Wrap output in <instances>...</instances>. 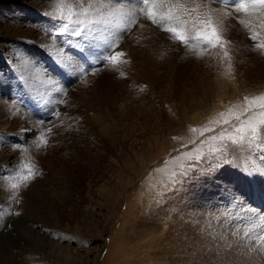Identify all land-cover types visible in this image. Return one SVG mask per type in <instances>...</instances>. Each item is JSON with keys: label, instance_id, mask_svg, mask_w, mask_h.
<instances>
[{"label": "rangeland", "instance_id": "rangeland-1", "mask_svg": "<svg viewBox=\"0 0 264 264\" xmlns=\"http://www.w3.org/2000/svg\"><path fill=\"white\" fill-rule=\"evenodd\" d=\"M97 1L102 3L101 0ZM102 1L110 4H101L98 9L105 15L114 13L109 16V33L120 35L116 37V47L120 49L129 41L123 55L125 62L128 59L130 61L127 63L132 62L128 52L132 48L130 43L137 44L141 41L140 43L144 42L151 49L154 43L160 44L163 53L160 60H163L164 65L158 60L159 55H153L149 60L146 55L141 54L143 59L145 57L144 62L147 65L143 72L146 78L137 72L140 77H137L136 73L126 75L125 72H116V67L111 71L110 67L118 64L119 59L115 63L109 61V52L107 57L96 61L97 66L84 74L82 71L88 67L84 60L91 58L85 48L87 40L91 41L88 39L89 34L96 35L94 28L92 29L95 24L92 21L97 19V14L93 12L96 8L88 7L89 14L82 15V11H76L74 2L71 1L69 3L73 6L70 7L74 8L71 10L74 15L71 16L74 17L69 16V10L65 15L62 13L64 11L59 9L58 14L54 11L50 15L56 16L60 24L48 25L50 28L53 26L51 30L60 38L57 44L59 50L62 49L67 55L65 60L69 61L63 59L66 65H70L73 60L76 68L79 63L84 66L77 71L78 76L75 79L71 72L66 70V66L63 68L66 75L61 73V66L55 63L59 59H53L50 65H46V61L38 58L42 63L37 59L34 63L44 65L53 74L49 77L55 79V82L59 80L63 83L52 82L50 89L46 83L39 84V79L25 80L21 75H26L25 70L20 67L22 71H19L20 62L5 61L4 52L0 50L1 103L9 105L11 111L17 106L21 107V110L34 112V124L40 125V130L26 131L30 133L28 138H19L20 135L24 136L25 130L18 134H5L3 130L0 133L4 136V140H0L1 146H8L7 150H18L14 163L19 167L16 165L15 168L24 167L25 174L35 175L30 182L27 180L28 185L25 184L20 189L10 186L16 184L13 181L7 182V185L4 182L2 185L5 196L10 192L16 195L10 208L13 215L8 217L9 220L0 221V245L11 248L10 251L6 250L7 259L12 256L11 264H264V173L257 171L261 177L258 173L244 177L229 166L224 155L228 144L217 145L223 137L217 132H211L219 127L218 125H233L235 118L243 116L242 108L238 110L237 106H233L231 114L227 115V123L225 121L211 126L206 124L207 121L213 122L217 118L223 119L224 113L221 110L212 119L217 107L210 110L212 115L208 116L209 109L212 108L208 106L212 105L213 99L219 97L216 95L217 91L223 94L227 91L225 88L232 87L230 81L237 83L233 85L237 87L239 79L245 80V89H257L263 85L264 53L255 47L259 40L250 39L252 33L239 23L241 19H250L254 22L253 27H256L259 13L236 12L240 0H233L231 7L224 3H213L212 0H203L204 4L219 10L214 13V19H217L224 38L230 41L225 46L229 57H224V49L197 45L195 42L186 45L175 40L171 33L164 31L165 24H154L144 13L139 12V9L144 7L142 0ZM75 6L78 7L79 4ZM28 8L33 10L32 7ZM117 11L123 13L127 20L123 22L122 17H117ZM225 11L233 15L222 18ZM62 16L63 19L60 18ZM66 16L67 19L70 18L65 20ZM70 20L80 21L72 27L74 30L80 29L82 34H87L80 35V38L73 35L74 30H69L71 24L67 25L68 29L65 27L67 23H72ZM147 20L155 27H150L151 32L153 29L155 32L149 37L145 36L148 31L145 30L143 34L142 30H139L140 25L148 27L144 23ZM112 25L117 27L113 29L115 32L111 30ZM256 30L260 32L259 39L264 40V29L256 27ZM132 38L133 41L130 42ZM85 41L86 43H83ZM201 52L202 54L198 55ZM90 63L89 60L88 65ZM98 66L97 74L101 69L111 71L112 78L97 87L100 90L96 88L100 94L96 92V96L99 97L87 96V101H93L96 106L97 110L93 111L84 105L85 97L81 91L88 92L86 86L91 84L88 76L93 74ZM113 80L117 82L116 86L121 88L125 84L123 90L126 94L131 93L133 97H139L143 108L136 101L131 102L133 99L121 95L117 87L113 88ZM96 85H99L98 80ZM103 96L107 98L106 101L99 100ZM19 97L20 101L17 100ZM10 101L13 103L10 104ZM125 102L133 109L136 106V110L131 112L132 114L136 111L135 115H129L132 116L131 122L135 121L137 124L135 128L130 126L129 130V127L125 126L129 121L124 122L120 115L125 114L122 110ZM77 105L80 106L78 111ZM168 105L170 109L167 110ZM117 111L120 114H117ZM106 114L108 119L102 116L105 120L100 121V116ZM191 115L200 121L189 128L185 126V121ZM170 118L180 121L179 125L185 127L182 126L180 130L173 132V128L168 124ZM261 119L264 120V116ZM241 120L244 121V118ZM225 128L221 127L219 131ZM182 140L185 145H190L189 149L197 147V150L203 151L198 154L203 160L195 159L197 155L192 154L193 159L189 160L187 154L180 150ZM17 141H20V148L16 145ZM162 141H165L166 150H161ZM56 145L61 149L58 153L54 152ZM157 153H160L158 157L155 156ZM178 157L181 158L180 163ZM125 160L129 164H126ZM259 160L263 161L262 158ZM181 165L184 166L183 170ZM189 165L194 167L189 168ZM204 166L208 168V172L204 170ZM23 177L19 178L23 180ZM24 182L23 180L22 183ZM36 183L37 188L41 190L37 195H33L29 190ZM78 192L82 202H77L76 206L63 207V199H69L68 195L74 199ZM56 207H59L65 216L60 227H56L51 221L57 217ZM28 247L31 250L28 251ZM10 263L6 260L0 261V264Z\"/></svg>", "mask_w": 264, "mask_h": 264}, {"label": "bare ground", "instance_id": "bare-ground-1", "mask_svg": "<svg viewBox=\"0 0 264 264\" xmlns=\"http://www.w3.org/2000/svg\"><path fill=\"white\" fill-rule=\"evenodd\" d=\"M56 0H0V50H2L4 53L3 55L5 56V61L7 62H13V61H19L20 62V66H19V71L21 72L22 70H20V67L21 69H24L25 70V74L26 75H23V78L26 80H32L33 78H35L36 80H38L37 82H40L39 84H41V82L43 83H46V85H48V87L51 89V86H52V82L54 83H63L62 81L60 82L59 80H56L55 82V79H52L51 77L49 76H52L53 74L46 69V67L40 63L38 58L43 60V61H46L47 64L46 65H50L51 61L53 59H56L58 60V62H55L57 63L59 66H61V73H63V75L65 76L66 74L64 73V67L66 66V70H68L69 72H71L70 74L73 76V79H75L78 75H77V71L80 70V69H83L84 66H81V63H79V65L77 66V68L75 67V63L73 64V60L70 61V65H66L67 63L64 62L65 60V57L67 58V55L63 53V50L61 49V51L59 50L58 48V45L57 44V41L59 38V36L55 35L53 33V31L51 30L52 27L50 28L49 27V23H53L54 26L55 25H59L60 23H58V18L56 16H51L50 13L54 12V11H57L59 9H61L60 11H64L62 12L63 14H67V11L72 7L70 6H73L77 9L76 11H79L81 13L83 7L84 8H88L89 9H94L96 8V11L93 10L94 13L97 14V9L100 8V5L101 4H104L107 5V4H110L109 2L106 3L104 1L101 0V4L96 0H87V1H84V0H58V1H62L64 2L65 4H60L58 1ZM74 2V4H70L69 2ZM109 1V0H107ZM127 1V0H125ZM61 2V3H62ZM80 2V3H79ZM82 2V3H81ZM98 3V4H97ZM75 4H79L78 7L75 6ZM97 4V5H96ZM112 4V3H111ZM28 7H32L33 10H30ZM102 7V6H101ZM131 7V6H130ZM141 7V6H140ZM164 7H167V5H165ZM113 10V9H112ZM101 11V9H100ZM77 12V13H79ZM91 12V11H90ZM91 12V13H93ZM113 12V11H112ZM58 14V11L56 12ZM60 12V14H62ZM69 13V12H68ZM116 13V12H115ZM74 15V14H73ZM87 15V14H86ZM91 15V14H90ZM59 16V15H58ZM95 16V15H93ZM120 16L122 17L123 19V22L125 20H127V18L124 16L123 13H118L117 11V17ZM71 17H74V16H71ZM220 17V15H219ZM218 17V18H219ZM61 18V17H60ZM70 18V17H69ZM68 18V19H69ZM87 18V17H86ZM92 18V17H91ZM96 18L98 19V16H96ZM105 18L109 21L108 23H95L92 27V29L94 28V34L96 35H90L89 34V37L88 39H90L91 41H88L87 40V47L86 50L88 51V55L91 57V58H88V60H84V63L85 65H87L88 67L86 68L85 71H82L83 73L84 72H89L91 70V68H93L94 66H97L96 65V61H100L103 57H107L109 55V52L111 53V55L115 54L116 52H122V53H125L124 51L128 48V42L127 41L122 47L117 48L116 47V43H117V39L116 37H119L120 35L119 34H110L109 33V25H111V19H109L110 17L105 15ZM228 18V17H227ZM241 18V17H240ZM67 19V16L65 18V20H68ZM82 19V18H81ZM121 19V18H120ZM121 19V20H122ZM221 19V17L219 18ZM230 19V18H229ZM217 20V19H216ZM224 20V19H223ZM228 20V19H227ZM242 20V19H241ZM60 21V20H59ZM63 21V20H62ZM220 21V20H219ZM222 21V19H221ZM220 21V22H221ZM68 22V21H67ZM70 22H72V20H70ZM80 22V21H79ZM146 25H148V27L146 26H143V25H140L139 26V30H142V33L145 34V30L148 31V33L145 34V36L149 37V35L151 34L152 35V32L154 34L155 31L152 30L151 32V26L154 27L148 20L144 22ZM222 23V22H221ZM227 23V22H226ZM66 24V23H65ZM68 24H71L69 25V30L73 31L74 28L72 26L75 27L74 23H67L66 25ZM90 24V23H89ZM116 24V23H115ZM140 24V23H139ZM143 24V23H141ZM239 24V23H238ZM84 25V24H83ZM82 25V26H83ZM123 25H121V28H122ZM224 26V25H223ZM88 27V26H87ZM111 27H113L111 30L114 31L113 29L117 28L115 25H112ZM58 28V27H57ZM57 28L55 29L57 31ZM59 28H61L59 26ZM80 28V27H79ZM155 28V27H154ZM65 29V28H64ZM68 29V27H67ZM84 29V27H83ZM82 29V30H83ZM233 29V28H232ZM76 30V29H75ZM74 30V31H75ZM80 30V29H79ZM86 30V29H85ZM88 30V29H87ZM84 31V30H83ZM62 32V31H61ZM89 32V31H88ZM92 32V31H91ZM115 32V31H114ZM227 32V31H226ZM234 32V31H233ZM56 33H59L60 32H56ZM83 32H81V35H85L87 34L85 32V34H82ZM118 33V32H117ZM228 33V32H227ZM69 34V33H68ZM73 34V33H72ZM64 35V34H63ZM163 35V34H162ZM69 37V36H67ZM160 37V36H159ZM76 38V37H75ZM78 38V36H77ZM80 38V36H79ZM128 38V37H127ZM163 38V37H162ZM87 39V38H86ZM148 39V38H147ZM156 39V38H155ZM135 40H138V39H135ZM64 41V40H63ZM133 41V38L130 40V42ZM144 41V40H143ZM59 42V41H58ZM68 42V41H67ZM141 42V41H140ZM130 43L132 48L128 51L129 52V55L130 57L132 58V62L131 63H127L129 62L130 60L128 59L127 62H125L124 60V56H120L118 59H119V62L118 64H111L110 68H111V71L112 70H115V67H116V72H125L126 75H130V74H133V73H138L139 75H141L140 73H142V75L144 74V70L146 68L147 65H145V57L143 59L142 55L143 56H147L150 60V58H153V55H159L160 57H157L158 60H160L161 58V55H163V53H161V46L159 43H154V46L152 47H147V45H145L144 42L142 43ZM146 42V41H145ZM71 43V42H70ZM83 43H86L83 42ZM161 43V42H160ZM66 44V43H65ZM73 44V43H71ZM110 45V47H109ZM62 46V45H61ZM60 46V47H61ZM117 48V49H116ZM96 49H97V52H96ZM119 49V50H118ZM2 54V52H1ZM59 54V55H57ZM142 54V55H141ZM54 55V56H52ZM128 55V56H129ZM1 56V55H0ZM69 56V54H68ZM165 56V55H164ZM129 57V58H130ZM155 57V58H156ZM163 57V56H162ZM171 57V56H170ZM154 58V60H155ZM165 58V57H164ZM163 58V59H164ZM169 58V57H168ZM172 58V57H171ZM36 59L40 62H37V64H35L34 62L36 61ZM64 59V60H63ZM67 61H69L68 59H66ZM65 60V61H66ZM71 60V59H70ZM91 61V63L88 65V61ZM147 60V59H146ZM157 60V59H156ZM170 60V59H169ZM87 61V62H86ZM162 65L163 64V60H160ZM165 61V60H164ZM168 61V59H167ZM157 61H155L156 63ZM170 62V61H169ZM87 63V64H86ZM115 63V62H114ZM149 63V62H148ZM160 63V62H158ZM22 64V65H21ZM57 64H55L57 66ZM154 64V62H153ZM74 65V66H73ZM99 65V64H98ZM149 65V64H148ZM156 65V64H155ZM161 65V64H160ZM102 67V66H101ZM150 67V66H149ZM156 67V66H155ZM160 67V66H158ZM162 67V66H161ZM113 68V69H112ZM157 68V67H156ZM99 69V66L97 67L96 71L93 73V74H90L88 76V80L89 82H91V84H87L86 86V89H87V93L85 92H82L81 89V93H83V96L85 97V101L83 103H85L84 105L86 106H89L90 109H93V111H96V106L94 104L93 101H87L88 97L91 98L90 96L93 95L95 96L94 98H97L99 96H96V94L98 93L96 88L97 87H101L104 83H107L108 80L110 81V78H112V73L111 71H99L100 73L97 74V70ZM18 70V69H17ZM23 70V71H24ZM104 70V69H103ZM106 70V69H105ZM146 71H148L146 69ZM155 72V71H154ZM76 73V74H75ZM136 73V74H137ZM85 74V73H84ZM137 74V77H140L138 76ZM154 74V73H153ZM156 74V73H155ZM20 75V76H21ZM147 77L148 76V73L146 74ZM152 75V74H151ZM231 75V74H230ZM145 76V75H143ZM156 76V75H154ZM131 77V76H130ZM152 77V76H151ZM150 77V78H151ZM233 77V76H232ZM65 78V77H64ZM113 78H114V75H113ZM134 78V77H133ZM146 78V76L144 77ZM156 78V77H155ZM34 79V80H35ZM48 79H50L48 81ZM127 79V78H126ZM139 79V78H138ZM230 79V78H229ZM98 80V83L99 85H96V81ZM116 80V79H115ZM113 80V81H115ZM122 80V79H121ZM140 80V79H139ZM157 80V79H156ZM118 81V80H117ZM123 81V80H122ZM158 81V80H157ZM235 81V79H234ZM9 82V81H8ZM25 82V81H24ZM47 82H50L49 84H47ZM140 82H143V81H140ZM149 82V81H147ZM155 82V81H154ZM245 82L244 81H241L239 79V86L237 87H233L234 84L237 85V83L235 82H231L230 81V85H232V87L229 88L230 89H226L227 90L225 93H221L219 91L216 92V95L219 96L217 99H213V103L211 106H208V107H212L209 109V111L213 110L214 108H216V111L215 113L213 114V117L212 119H214L216 117V114L218 111L221 110V112H223L224 114V117H222L223 119L221 118H217L215 119L213 122H210V121H207L206 124L208 125H213V124H218L220 122H225L226 120H228V117L227 115H230L231 114V108L233 106H237L238 110L240 108H242V112H243V116L242 117H237L235 118L233 121V125H230V124H225V125H218L219 127H216L214 128L215 130L211 131L213 134L214 132H217V134H219L221 137L219 143H217V145H220V144H224V143H227V149L225 150V153L224 155L226 156L225 158V161L226 162H229L228 165L235 168V170L239 171L244 177L247 176L249 177L251 174L253 173H258L257 171H260L262 173H264V166H263V161H264V124H260L258 123L261 119V115L260 113L261 112H264V109H259V108H253L252 111V114H250V112H246L245 111V108L247 107V105L245 104L244 102V97H254V96H258L260 94H262L264 92V81L263 82V85H261L259 88L257 89H254V88H249L248 86V89H245L244 88V85L243 83ZM35 83V82H34ZM119 83V82H118ZM121 83V82H120ZM122 83H125V82H122ZM137 83V82H136ZM139 83V82H138ZM137 83V84H138ZM157 83V82H156ZM32 84V83H31ZM80 84V83H79ZM136 84V85H137ZM146 84V83H145ZM144 84V85H145ZM228 84V85H229ZM27 85V84H26ZM35 85V84H34ZM37 85V84H36ZM81 85V84H80ZM86 85V84H85ZM117 85V82L115 81L114 82V87H117L116 89L117 90H120V94L123 95V96H127L128 98H131V102H137L139 103V105L142 107V101H140L141 99H139V97H133L131 95V91H129L130 94H126V91L123 90L124 88V85H122V88L120 86H116ZM227 85V84H226ZM247 85V84H246ZM31 86V85H30ZM39 86V85H38ZM54 86H56L54 84ZM77 86V85H76ZM131 86V85H130ZM59 87V86H58ZM80 87V86H79ZM85 87V86H84ZM132 87V86H131ZM145 87V86H144ZM227 87V86H226ZM246 87V86H245ZM112 88V89H113ZM218 88V87H217ZM41 89V88H40ZM39 89V90H40ZM53 89V88H52ZM60 89V88H59ZM98 89V88H97ZM109 89V88H108ZM127 89V87H126ZM136 89V88H135ZM7 90V88H6ZM16 90V89H15ZM62 90V89H61ZM69 90V89H68ZM84 90V89H83ZM100 90V89H98ZM110 90V89H109ZM219 90V88H218ZM224 90V88H223ZM78 91V90H77ZM116 91V90H115ZM123 91V92H122ZM222 91V90H221ZM3 92V90H2ZM23 92V91H22ZM49 92V91H48ZM57 92V90H56ZM75 92V91H74ZM97 92V93H96ZM7 93V92H6ZM99 94V93H98ZM97 94V95H98ZM103 94V93H102ZM125 94V95H124ZM213 94V93H212ZM58 95V94H57ZM100 95V94H99ZM134 95V94H133ZM215 95V94H213ZM75 96V95H74ZM88 96V97H87ZM139 96V95H138ZM208 96V95H207ZM43 97V96H42ZM50 97V96H49ZM59 97V96H57ZM108 97V96H107ZM122 97V96H121ZM14 98H16L14 96ZM45 98V96H44ZM43 98V99H44ZM51 98V97H50ZM167 98V97H166ZM207 98V97H206ZM205 98V99H206ZM213 98V97H212ZM4 99V98H3ZM38 99V98H37ZM99 99V98H98ZM139 99V100H138ZM14 100V99H13ZM18 101H20V97L17 99ZM99 100H102V101H106L107 98H101ZM130 100V99H129ZM208 100V99H207ZM211 100V98L209 99ZM117 101V100H116ZM166 101V100H165ZM2 98H1V95H0V133L1 131H5L6 133L5 134H13V132H17L18 133H21V132H24V136L23 135H20L19 138H28V135L30 133H26V131L30 132V129H33V130H40V125H37V124H34L35 121V115L33 113H30V112H27L25 109L24 110H21V107H17L15 106V109H13L11 111V108L9 107V105L7 106L6 104H2ZM12 101H10V104H11ZM50 102V101H49ZM113 102V100H112ZM202 102V101H201ZM4 103V102H3ZM7 103V102H6ZM13 103V102H12ZM16 103V101L14 102ZM18 103V102H17ZM104 103V102H103ZM163 103V102H162ZM50 104V103H49ZM81 104V103H80ZM102 104V103H100ZM107 104V103H106ZM117 104V103H115ZM206 104V103H205ZM13 105V104H12ZM16 105V104H15ZM48 105V104H47ZM202 105V104H201ZM210 105V104H209ZM19 106V105H18ZM79 105H77V111L79 110L78 108ZM206 106V105H205ZM80 107V106H79ZM128 107V108H127ZM136 106H134V109L131 108V105H129L128 103L125 102V106L123 107L122 110H124L125 114L124 113H121L119 111H117V114H120L122 115L121 117H123L124 119V122H128L125 124L126 127H129L128 130L130 129V126H132L133 128H135L136 126V122L135 121H132L131 122V118L133 115H135L133 111V113L131 114L132 110H136L135 109ZM176 107V106H175ZM178 107V106H177ZM181 107V106H180ZM45 108V107H44ZM73 108V107H72ZM103 108V107H101ZM127 108V109H126ZM131 108V109H130ZM164 108V107H163ZM167 110L168 108L170 109V106L168 105L167 107ZM173 108V107H172ZM203 108V107H202ZM76 110V108H74ZM96 109V110H95ZM204 109V108H203ZM225 111H224V110ZM121 110V108H120ZM182 110V109H181ZM197 110V109H196ZM230 110V111H228ZM234 110V109H233ZM46 111V110H45ZM200 111V110H199ZM211 111L209 112L208 116L212 115L211 114ZM228 111V112H227ZM75 112V111H74ZM175 112V111H174ZM226 112V114H225ZM45 113V112H44ZM115 113V112H114ZM179 113V112H178ZM202 113V112H201ZM111 114V113H110ZM124 114V116H123ZM131 114V115H129ZM255 114V115H253ZM109 115V114H108ZM126 115V116H125ZM185 115V114H184ZM45 116V115H44ZM104 116L105 118H107V114L106 115H101V119H99L100 121H104L105 119L102 117ZM112 116H113V112H112ZM115 116V115H114ZM170 116V115H169ZM176 116V115H175ZM174 116V118H175ZM193 116V117H192ZM207 116V117H208ZM215 116V117H214ZM37 117V116H36ZM95 117H96V121H97V114L95 113ZM99 117V118H100ZM218 117V115H217ZM174 118H170L169 119V126H171L173 128V132H177L178 129L180 130V128L183 126H189V128H192V126H194V124H197L200 120L197 119V117H194V115H191L190 117L187 118V121H185V126L184 125H179V122L178 120H174ZM244 118V121H242L241 119ZM75 119V118H74ZM108 119V118H107ZM221 119V120H220ZM39 122V120H37ZM57 122V120H56ZM230 122V121H229ZM242 122V124L240 123ZM83 123V122H82ZM181 123V122H180ZM232 123V122H231ZM239 123V124H238ZM32 124H34L33 126H31ZM40 124V122L38 123ZM45 124V123H43ZM42 124V125H43ZM131 124V125H130ZM248 124H254L256 125V134L253 135L252 134V131L250 128L247 127ZM46 125V124H45ZM44 125V126H45ZM113 126V125H112ZM180 126V127H179ZM68 127V126H67ZM221 127H226L225 129H221L223 131H219V129ZM243 128V131H238V129H241ZM46 129V128H45ZM104 129V127H103ZM77 130V129H76ZM183 130V129H181ZM211 130V129H210ZM60 131V130H59ZM136 131V130H134ZM32 132V131H31ZM40 132V131H39ZM57 132V131H56ZM220 132V133H219ZM42 133V132H41ZM67 133V132H66ZM75 133V132H74ZM78 133V132H77ZM92 133V132H91ZM159 133V132H158ZM16 134V133H15ZM40 135V133H38ZM96 134V133H95ZM176 134V133H175ZM186 134V133H185ZM184 134V136H185ZM42 135V134H41ZM85 135V134H84ZM6 136V135H5ZM43 136V135H42ZM47 136V135H46ZM60 136V135H59ZM190 136V135H189ZM207 136V135H206ZM204 137V135H203ZM241 137H243V139H241ZM4 136H2L0 134V140H4L3 139ZM22 138V139H23ZM43 138V137H42ZM45 138V137H44ZM93 138H96L95 136ZM156 138V136H155ZM160 138V137H159ZM162 138H164V134L162 136ZM70 139V138H69ZM203 139V138H202ZM33 140V139H32ZM62 140V138H61ZM66 140V139H65ZM97 140V138H96ZM116 140V139H115ZM216 140V139H215ZM13 141V140H12ZM25 141V140H24ZM34 141V140H33ZM44 141V139H43ZM63 141V140H62ZM114 141V140H112ZM137 140H135L136 142ZM196 141V140H195ZM5 142V141H4ZM8 142V141H7ZM36 142V141H35ZM58 142V141H57ZM66 142V141H65ZM68 142V141H67ZM100 142V141H99ZM134 142V141H133ZM208 142V141H207ZM11 143V142H9ZM15 143V142H14ZM20 141H17L16 142V145H20L19 144ZM45 143V142H44ZM97 143V142H96ZM165 141H162V143H160L162 145L161 147V150H166L165 148ZM188 143V142H187ZM214 143V142H213ZM216 143V141H215ZM94 144V142L92 143ZM164 144V145H163ZM185 141H181V145H182V148L180 150H182L184 153L188 154V153H191L192 155H198V154H201L203 151H199L197 150V147L193 148V149H189L190 145H185ZM66 146V143L64 144ZM68 145V144H67ZM214 145V144H213ZM216 145V146H217ZM18 146H15L13 145V147H18ZM52 146V145H51ZM57 146V145H56ZM96 146V145H95ZM208 146V145H207ZM215 146V145H214ZM8 147V146H7ZM7 147L5 146H1L0 144V221H2L4 219L5 220H9L8 217H10L12 214L11 212V207H12V204L16 198V195L15 193L13 192H10V190L8 192H10V194H8V196H5L4 193H3V189H2V185L4 184V182H6V185H7V182L9 181H13L15 182L17 185H19V187L17 188H21L22 186H25L28 185V183L32 180L31 178H29V182H24V184L22 183V179L19 178L20 176L21 177H26L28 176L27 174H25V168H15L17 164L14 163L15 159L18 157V150H16L15 148L13 149H9L10 150H7ZM34 147V146H33ZM20 148V146H19ZM62 148V147H61ZM165 148V149H164ZM199 148V147H198ZM201 148V147H200ZM34 149V148H33ZM32 149V150H33ZM22 150V149H21ZM55 151L54 152H59L61 149H60V146L56 147L54 149ZM189 150V151H188ZM15 151V152H14ZM62 152V151H61ZM157 152H160V151H157ZM219 153V152H218ZM263 154V155H262ZM160 153H157V155L155 156H159ZM205 155V154H204ZM203 155V156H204ZM22 156V155H21ZM50 156V155H49ZM218 156V155H217ZM222 156V154H221ZM223 157V156H222ZM184 158V157H183ZM263 159L262 160H259V159ZM175 159V158H174ZM54 160V159H53ZM167 160V159H166ZM203 159L201 158L199 161H202ZM220 160V159H219ZM19 161V160H18ZM178 161L180 163L181 161V158L178 157ZM212 161V160H211ZM159 162V161H158ZM209 162V161H208ZM23 163V162H22ZM125 163L126 164H129V162H127L125 160ZM163 163V162H162ZM176 163V162H175ZM178 163V164H179ZM215 163V162H214ZM158 164V163H157ZM173 164V163H172ZM177 164V163H176ZM223 164V163H222ZM159 165V164H158ZM213 165V163H212ZM19 167V165H17ZM22 166V164L20 165V167ZM62 166L63 163H62ZM178 166V165H175V167ZM203 166V165H202ZM63 168V167H62ZM65 168V167H64ZM210 168V167H209ZM220 168V167H219ZM238 168V169H236ZM25 169V170H24ZM215 169V168H213ZM204 170H206L208 172V168L206 169V167L204 166ZM222 170V169H221ZM220 170V171H221ZM24 171V172H23ZM164 171V170H163ZM166 171V170H165ZM64 172V171H63ZM211 172V171H210ZM215 172V171H214ZM222 172V171H221ZM219 173V172H218ZM235 173V172H234ZM216 174V173H215ZM237 174V173H236ZM20 175V176H19ZM217 175V174H216ZM258 176L261 177V175L258 173L257 174ZM35 176V175H34ZM211 176V175H210ZM214 176V175H213ZM220 176H221V173H220ZM224 176V175H223ZM227 176V175H226ZM229 176V175H228ZM225 177V176H224ZM252 177V176H251ZM213 178V177H212ZM219 178V176H218ZM243 178V177H242ZM256 178V177H255ZM220 179V178H219ZM227 179V178H226ZM245 179V178H244ZM258 179V178H257ZM217 180V179H216ZM228 180V179H227ZM232 180V179H231ZM247 180V179H245ZM234 181V180H233ZM231 181V182H233ZM248 181V180H247ZM212 182V180H211ZM214 183V182H212ZM223 183V182H222ZM12 184V182H11ZM217 184V182H216ZM220 184V183H219ZM218 184V185H219ZM225 184V181L224 183ZM230 184V182L228 183ZM10 185V184H9ZM13 185V184H12ZM10 185V186H12ZM215 186V184H213ZM217 185V186H218ZM222 185V184H221ZM38 184L36 183L35 185H33L31 187V189L29 190L31 194L33 195H37L38 192H40V188H37ZM212 186V184H211ZM232 186V185H231ZM51 187V186H50ZM224 187V186H223ZM226 187V186H225ZM260 187V186H259ZM258 187V188H259ZM210 188V187H209ZM216 188V187H215ZM218 188V187H217ZM256 189V188H255ZM225 190V189H224ZM16 192V191H15ZM232 192V191H231ZM17 193L19 194V191H17ZM230 193V192H229ZM6 194V192H5ZM67 194V193H66ZM237 194V193H236ZM79 195V192L77 193V197L76 198H72L71 195H68L69 196V199L68 198H65L63 199V207H68V206H76L77 202H82V200L79 198L80 196ZM231 196V195H230ZM235 198V197H234ZM243 199V198H241ZM239 202V201H238ZM244 202V201H243ZM264 204V203H263ZM253 210V209H252ZM259 212V211H258ZM21 213V212H20ZM238 213V212H237ZM250 213V212H249ZM55 214H57V217L56 219H52L51 221L53 223H55L56 227H60L62 224H63V221L65 220V216L62 214V211L60 210L59 207H56L55 208ZM251 214V213H250ZM31 215V214H30ZM19 217V216H18ZM30 217V216H29ZM103 220V219H102ZM3 221V222H4ZM7 223V222H6ZM5 223V224H6ZM51 223V222H50ZM1 224V223H0ZM4 225V224H3ZM97 226V224H96ZM5 228V227H3ZM44 228V227H43ZM19 229V228H18ZM94 229V228H93ZM93 234V233H92ZM38 235V234H37ZM94 235V234H93ZM96 235V233H95ZM122 236V235H121ZM53 237V236H52ZM126 237V236H125ZM96 238V236H95ZM59 239V237H58ZM56 241V240H55ZM92 241V240H91ZM2 245V244H1ZM0 245V261H7V262H12V256H10L9 259H7V254H6V250L10 251V247L8 248L7 246H4L2 247ZM30 247H28V251L31 250L29 249ZM124 249V248H123ZM94 250V249H93ZM121 250V249H120ZM12 251V250H11ZM33 251V250H32ZM99 252V251H98ZM32 254V252H31ZM34 254V253H33ZM36 254V253H35ZM43 256V255H42ZM44 257V256H43ZM34 259V258H32ZM36 260V259H34ZM74 260V259H73ZM26 261V260H25ZM27 262V261H26ZM25 262V263H26ZM54 262V261H53ZM56 262V261H55ZM40 263V262H38ZM58 263V262H57ZM71 263V262H70ZM11 264V263H10ZM21 264V263H20ZM63 264V263H62Z\"/></svg>", "mask_w": 264, "mask_h": 264}, {"label": "snow or ice", "instance_id": "snow-or-ice-1", "mask_svg": "<svg viewBox=\"0 0 264 264\" xmlns=\"http://www.w3.org/2000/svg\"><path fill=\"white\" fill-rule=\"evenodd\" d=\"M213 3H224L226 6L231 7L233 0H212ZM144 7L139 9V12L144 13L154 24H165L164 31L171 33L173 38L183 44H189L195 42L197 45L204 44L211 48L224 49L223 56L229 57V52L226 49V45L230 43L224 38L222 31L219 29L218 23L214 19V13L219 10L209 7L203 3V0H142ZM167 5L165 8L164 6ZM236 12L243 13H259V19L255 22L256 27L264 29V0H240L236 7ZM73 13L69 9V16ZM83 14H89L88 8H83ZM114 13L109 12L107 15L112 16ZM134 15V13H130ZM233 13L225 11L222 18L232 16ZM98 19L93 20L92 23H108L105 18V14L97 9ZM64 17L62 16L61 19ZM72 23H80L79 21H72ZM239 23L245 28H248L252 33L250 39L253 41L259 40V43L255 45L256 49L264 53V40H260V32L253 27V20L245 19L240 20ZM176 24L178 26H172ZM67 27V25H65ZM73 35L80 36L81 30H75ZM110 47V45H109ZM198 53V55H201ZM124 53L116 52L113 55H109L107 59L112 62H118V58L123 56ZM230 67V65H229ZM244 102L247 105L246 112L252 111V109L259 108L264 109V94L254 97H244ZM243 114V113H242ZM264 116V112L260 113ZM227 123V121H226ZM258 123L264 124V120H260ZM248 128L251 129L252 134H256V125L248 124ZM243 131V128L238 129ZM243 139V137H241ZM188 159H193L191 153L187 154ZM195 159L200 160L201 156L197 155ZM189 168L194 165H189ZM184 166L181 165L183 170ZM38 174V173H37ZM186 174V173H184ZM175 175V173L173 174ZM29 178L34 179V174L30 173V176L23 177V180L27 182ZM13 188L19 187L17 184L12 185Z\"/></svg>", "mask_w": 264, "mask_h": 264}]
</instances>
